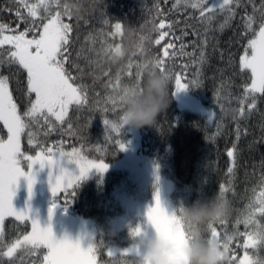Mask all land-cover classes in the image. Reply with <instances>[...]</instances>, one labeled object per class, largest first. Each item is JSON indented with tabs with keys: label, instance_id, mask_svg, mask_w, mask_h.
I'll return each mask as SVG.
<instances>
[{
	"label": "trees",
	"instance_id": "trees-1",
	"mask_svg": "<svg viewBox=\"0 0 264 264\" xmlns=\"http://www.w3.org/2000/svg\"><path fill=\"white\" fill-rule=\"evenodd\" d=\"M31 3L37 0H30ZM257 6L260 0H255ZM61 5L64 0H60ZM175 0H100L99 4H94L93 0H86L85 11L79 17L63 16V22L70 23L73 27L70 33L71 41L69 50L71 60H77L82 73L76 72L71 64L69 70L73 72L76 84L87 86L88 104L82 108L76 105L69 106L68 116L65 122L60 124L54 117H49L55 130L48 135H44L47 126L43 120L40 125L33 124L31 131L34 133V144L28 143V130L21 137V150L26 155L35 156L40 147L62 148L65 151H71L73 147L81 150L83 154L94 160H104L105 164L117 162L125 155L124 151H119L114 141L120 139L124 145L129 144V140L136 139V153L144 159H149L155 165L159 177L167 182L172 188L169 200L173 203L174 213L177 209L191 207L199 202L210 200L219 193L221 184H225L228 191L225 193V199L228 203V214L226 224H217L216 227L223 235L225 231L228 234L237 233L233 242L230 244L229 255L235 254L237 257L234 264L239 261L244 253L252 258L264 259V245H257L255 248L245 249L243 244L245 237L238 235L251 231L244 227L243 223L236 224L237 219H241L246 214L248 205L253 201L260 191V178L264 176V96L257 94L256 108L249 110L245 104L244 115L241 116L239 109L240 100L243 96V85L250 83V73H241L239 69V56L243 52V45H246L247 38L242 36L243 20L245 12H252V5L247 0H242L243 7L235 8L236 15L231 20L229 26L220 29L224 21V14L217 13L216 19L211 24L203 23L199 18V12L191 8L178 9L173 8ZM11 8V11L7 9ZM0 24L8 25L4 34H10V30L16 32L24 31L23 24L16 16V5L9 0H0ZM21 11H24L21 9ZM57 9L53 8L55 14ZM63 13V7L59 9ZM43 14V11H42ZM27 16V13L24 12ZM107 20L108 24H104ZM165 22L166 27L159 29V23ZM122 24V30H131L134 34V40L139 41L140 34L149 36L150 39L144 43L145 52L138 51L137 46L133 47L130 55L126 57L128 63L133 65L148 60L153 56H159L166 59L169 65L174 66L175 72L184 73L185 79L182 82H189L192 79L198 80L197 85L188 88L186 92L199 98L202 103L215 111V118L212 123H208L204 117L181 111L177 108L175 95V79L168 84V104L160 112L154 123L150 126L141 127L132 130L123 126L120 134L111 133V140L105 139V129L102 122V114L97 109L90 111V108L96 104L97 99L103 104L108 95H116L111 87L105 85L109 79L112 86H116V74L118 66L107 62L103 64V73L96 78L92 72L96 62L100 61L104 46L99 39L92 44L87 38L90 35L98 34L101 29L105 33L114 32L113 25ZM171 24V29L168 25ZM155 26V27H154ZM135 30V31H133ZM199 32L196 36L193 32ZM162 32H169L160 45L155 44ZM187 32V35H183ZM34 33H29L28 38H32ZM251 35V34H249ZM207 37V46L205 48L206 62L200 65L199 75L196 74L195 67L191 66V58L177 55L171 60L163 56L164 47L169 41L175 43V49H169V52L179 51L181 40L176 37H182V41L187 47L186 52L192 53L193 42L200 44V39ZM109 43L116 45L118 43H127L122 41L120 35L105 36ZM9 46L4 45L0 51L7 50ZM84 49V56L77 58V52ZM88 49H93L88 51ZM135 53V55H133ZM195 55H199L197 49ZM233 63H229V58ZM184 64L189 67L185 69ZM18 65H13L11 69L7 66L0 67V74L10 75L9 91L17 104L18 112L23 113L31 106L30 100L35 99V94H27L26 73L19 69ZM110 70L111 76L104 77V72ZM126 71L120 72L122 76L120 87L131 86L135 82V73L138 72L133 67V76L129 77ZM219 92V95L217 94ZM99 93V96H97ZM223 110H222V108ZM111 108V104H108ZM121 114V104H117L114 111H109L106 115L112 121H119ZM92 117L91 123L87 129L83 126ZM234 117L236 119H234ZM69 123L73 126L72 131L83 129L81 135L69 134ZM217 125H220L218 128ZM237 127L240 130L239 139H237ZM6 137V131L0 123V139ZM236 145L237 160L234 173L229 174V159L227 151ZM21 165L26 168L27 161ZM120 175L116 172H109L103 176H94L82 180L73 191L75 195L71 203L67 206L63 203V196L57 197L47 202L39 200V208L33 207L39 214L48 216V209L56 204L51 218L62 219L64 216H73L80 220H93L99 234L95 237L97 241V259L96 264H122L127 257L116 255L109 257L107 247L115 243L127 244L129 234L127 230L116 233L112 231L108 223L111 216H118L122 210L113 195V187L118 182ZM25 188L20 179L16 189ZM38 189L37 185L32 186V190ZM18 191V190H17ZM13 209L17 210L18 204H13ZM257 219L264 223V217L257 216ZM207 225L200 227L201 233L208 236ZM193 233L195 232L192 230ZM31 232L28 221L21 223L13 218H6L3 225V233L0 238V247L11 243L18 235L22 236ZM186 239V237L184 236ZM46 252L40 250V259ZM35 257L25 255L22 252L17 253L15 264H31ZM5 264L7 260L5 258ZM227 264V262H226Z\"/></svg>",
	"mask_w": 264,
	"mask_h": 264
},
{
	"label": "snow or ice",
	"instance_id": "snow-or-ice-1",
	"mask_svg": "<svg viewBox=\"0 0 264 264\" xmlns=\"http://www.w3.org/2000/svg\"><path fill=\"white\" fill-rule=\"evenodd\" d=\"M10 3L16 5V16L25 24V30L16 32L10 30V34L5 35L4 32L8 29V25L0 24V49L4 45L9 47L5 51H0V67L7 66L9 69L13 65H18L17 72L22 69L26 73L27 79V94H35V99L30 100L31 106L21 115L17 110V104L13 100V96L9 91L10 75L0 74V123L7 129V140L0 139V234L3 233V225L6 217H12L21 223L28 221L31 223V232L17 236L11 243L0 247V264H15L18 252L25 255L35 257L31 264H96L97 245H90L87 249H82L79 240L71 241L67 237L57 240L52 233L51 227L42 228L38 221L31 218L29 211L18 212L13 209L12 200L15 194V189L18 181L23 178L27 185L29 198L31 197L32 186L35 183L33 166L39 165L41 169L47 167L49 169V189L53 197L63 196V203L65 206L71 203L69 197H73L75 192L74 187L86 179L88 173L93 169L98 174H103L107 171L108 165L104 160L99 161L90 159L82 153L81 150L73 147L71 151H65L62 148L40 147L35 156L26 155L21 150V136L28 130V143L34 144V133L31 131L33 124L40 125L43 120L44 125L47 126V131L44 135L55 130V126L50 121L49 117H54L56 122L63 124L65 118L69 113V106L76 105L78 108L84 107L88 104L87 86L83 84H76L78 78L69 70L68 65L82 73L83 69L77 60H71V52L69 45L71 41L70 33L73 27L70 23L63 22L62 17L67 16L69 20L72 16L65 15L64 11L61 13V7L66 8V4L60 3V0H37L31 3L30 0H9ZM83 5L86 0H79ZM252 5V12L247 13L242 17L243 32L242 36L247 38L246 45H243V52L239 56V69L241 73H250V83L243 85V96L240 100L241 107L239 109L240 115H244L245 104L249 110L256 108L257 94L264 96V0H260L257 6L255 0H247ZM191 8L199 12L200 20L205 24H211L216 19V14H224V21L220 25V29L229 26L231 20L236 15L235 8L243 7L242 0H175L173 8L178 9ZM57 11L52 13V9ZM23 9L24 11H21ZM43 9V14L39 11ZM4 9H0L3 11ZM11 11V8L7 9ZM27 13V16L24 15ZM79 22V18H78ZM104 24H108L105 20ZM114 32L105 33L103 29L96 34L90 35L87 39L95 44L99 39L104 46V50L112 48L113 44L109 43L105 36L119 35L122 31V24L115 23L113 25ZM155 27V26H154ZM166 27L162 20L159 23V29ZM171 29V24L168 25ZM135 31V30H133ZM34 33L32 38H28L29 33ZM184 32L183 35H187ZM194 35L200 36L199 32L194 31ZM251 34V35H249ZM169 32H162L159 39L155 40L156 45H160L165 36ZM150 37L140 34L139 43L137 45L138 51L145 52L144 43ZM181 40L179 51L169 52V49H175L176 45L172 41L164 47L163 56L171 60L177 55L187 56L191 58V66L195 67L196 74L199 75L200 65L206 62L205 48L207 46V37L200 39V44L196 45L193 42L192 53L186 52L182 37H176ZM199 50V55L196 56V50ZM93 49H88L92 51ZM77 58L84 56V49L77 52ZM135 55V53L133 54ZM88 59L87 56H84ZM154 70L158 71L162 78L168 84L175 79V91L172 95L191 88L198 84V80L192 79L189 82H182L185 79L184 73L175 72L174 66L169 65L166 59L159 56H153L148 59ZM229 63H233L232 58H229ZM139 63L133 65L129 63L126 74L129 77L133 76V67L138 66ZM183 67L187 69L188 64ZM104 77H110V70L104 72ZM135 82L131 86L120 87L122 76H116V86H112V81L109 79L105 85L106 88L111 87L116 95H108L103 104L97 99L96 104L90 108V111L97 109L102 114V122L105 129V139L111 140V133L120 134L123 127L121 123L112 121L107 117L109 111H114L117 104H122L127 96L134 92L142 84V76L139 72L135 73ZM99 79V78H98ZM219 95V92L217 93ZM99 96V93H97ZM111 104V108L108 107ZM222 108V106H221ZM223 110V108H222ZM213 117L209 115V120ZM92 117H89L88 122L83 126L87 129L91 123ZM234 119H236L234 117ZM70 135H81L83 129L72 131L73 126L69 123ZM219 128L220 125H217ZM237 139L240 136L239 127H237ZM119 151L125 149V145L121 143L120 139L114 141ZM236 145L227 151V156L231 161V166L228 167L229 174L234 173L236 166L237 153L235 151ZM21 158L27 161L26 171L21 166ZM63 159L69 164H74L78 174H73L63 168H59L58 173L53 177L52 168L58 167L60 160ZM228 188L225 184L219 187V193L225 199V193ZM226 200V199H225ZM56 204H53L48 209V217L51 220ZM183 208L176 210L174 214H167L162 208L159 198V190L157 189L153 195V205L148 208L146 212V225L159 236L165 239H174L179 243L180 237L187 235L189 226H186L181 218ZM257 216L264 217V176L260 178V191L255 199L248 205L246 214L241 219H237L236 224L243 223L246 229L251 226V231L238 233V235L245 237L243 247L245 249L255 248L257 245H264V223L257 219ZM227 215L218 222L207 225L206 231L208 236L202 235V238L207 239L209 243L219 247L227 257V264H234L237 257L235 254L229 255L230 244L233 242L237 233L228 234L226 231L222 235L221 231L216 227L217 224L225 225ZM199 231L201 230H194ZM140 226L130 230V236L135 239L143 234ZM45 249L46 252L40 259V250ZM107 255L114 257L117 254L111 249H107ZM119 255L127 257L122 264H140V251L135 244L120 252ZM239 264H264V259L252 258L245 255Z\"/></svg>",
	"mask_w": 264,
	"mask_h": 264
},
{
	"label": "rangeland",
	"instance_id": "rangeland-1",
	"mask_svg": "<svg viewBox=\"0 0 264 264\" xmlns=\"http://www.w3.org/2000/svg\"><path fill=\"white\" fill-rule=\"evenodd\" d=\"M39 11L42 14L43 9H40ZM175 101L179 110L202 116L208 123H212L215 118V111L212 108L205 106L199 98L189 95L186 90L176 93ZM210 114L213 115L211 120H209ZM4 129L6 131V137L2 140L6 141L8 133L7 129ZM136 149V139H130L129 144L125 145V149L123 150L125 155L121 160L107 164L108 169L102 175L98 174L93 169L88 173L86 178L89 179L94 176H103L109 172H116L120 175L118 182L113 187V195L119 204L122 213L118 216H111L108 219V223L112 231L116 233L127 230V233L129 234V242L124 245L115 243L107 247V249H111L117 255H119L120 252L132 247L136 243L138 238L133 239L130 236L131 229H135L137 226H140L145 234L150 235L153 232L150 226L146 225V212L148 208L153 205V195L157 189L159 190V198L162 208L167 214H174L173 203L169 200L172 188L167 184V182L159 177L157 169L152 161L139 156L136 153ZM22 163L23 162L21 161V164ZM229 166H231L230 160ZM59 168H63L73 174H78L74 164H69L65 160L61 159L59 166H54L51 170L53 177L58 173ZM24 170L26 171L27 169L24 168ZM32 171L35 179V183L33 185H37L38 189L31 191L30 198L27 189H16L18 191L15 192L12 203L23 206V211L27 209L31 218L38 221L42 228L50 226L53 236L57 240L65 237L73 242L79 240L82 249H87L90 245H97L95 237L99 234V230L96 227V222L93 220H80L77 218L69 220L63 218H51V220H49L48 216L39 214L40 212L37 213L33 210L34 206L40 209L38 204L40 203L39 200H45L47 202L54 200L56 202L57 197H53L49 189V169L47 167L41 169L39 165H36L33 166ZM21 180L24 185H26L25 180L23 178H21ZM15 211L22 212L18 209ZM29 224L31 228V223L29 222ZM168 240L175 249H180L185 242L184 236L180 237L179 243H177L174 239ZM245 255L246 253L242 255L240 260H242Z\"/></svg>",
	"mask_w": 264,
	"mask_h": 264
},
{
	"label": "clouds",
	"instance_id": "clouds-1",
	"mask_svg": "<svg viewBox=\"0 0 264 264\" xmlns=\"http://www.w3.org/2000/svg\"><path fill=\"white\" fill-rule=\"evenodd\" d=\"M93 2L99 4L100 0ZM63 4L67 5L63 9L65 15L79 18L85 11L79 0H64ZM119 35L127 43H118L108 50H102L101 59L95 63L92 72L96 78L104 71L105 58L118 66L116 75L128 68L126 57L138 44L131 30H122ZM137 69L142 76V84L123 101L119 117V123L132 130L152 125L168 104L167 81L161 74L154 70L148 60L139 63ZM228 211L227 201L218 193L210 200L186 207L181 218L190 229L199 230L202 225L220 221ZM192 230L187 232L180 249H175L168 239L154 231L150 235L141 234L135 243L140 251V264H226L227 257L222 250L202 238L201 232L193 233Z\"/></svg>",
	"mask_w": 264,
	"mask_h": 264
}]
</instances>
